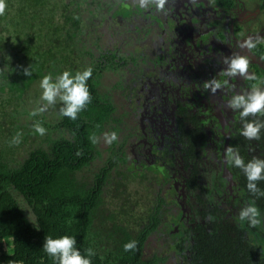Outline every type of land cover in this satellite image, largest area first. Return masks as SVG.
Wrapping results in <instances>:
<instances>
[{"label":"trees","instance_id":"1","mask_svg":"<svg viewBox=\"0 0 264 264\" xmlns=\"http://www.w3.org/2000/svg\"><path fill=\"white\" fill-rule=\"evenodd\" d=\"M124 1L6 0L0 16V77L5 80L0 105L9 106V116L17 110L32 119L21 127L40 123L47 131L19 163L0 147V264H56L43 249L45 238L65 235L76 239L82 255L94 250L92 264H168L160 249L147 253L151 240L172 250L178 264H264V196L249 192L240 168H230L237 200L234 195L228 200L238 208L220 207L216 188L226 191L220 185L189 183L185 210L179 203L183 193L169 174L160 177V161L150 165L134 158L131 148L140 129L132 92L141 78L139 54L129 50L124 31L120 46L113 47L107 32L109 14ZM255 52L264 66V51L257 46ZM29 66L30 77L23 74ZM88 67L92 99L76 120L60 115L59 100L30 115L28 96L39 100L32 111L45 103L38 98L45 75L55 80L64 71L74 75ZM255 78L264 86V67ZM251 121L264 122V115H250L244 123ZM105 132H116L117 141L106 144ZM93 135L99 138L96 144ZM242 139L238 153L245 164L264 160V128L258 140ZM257 187L264 191V180ZM253 201L262 221L255 228L238 215ZM141 203L133 224L128 217L133 220L131 210ZM133 240L136 250L124 251Z\"/></svg>","mask_w":264,"mask_h":264},{"label":"flooded vegetation","instance_id":"2","mask_svg":"<svg viewBox=\"0 0 264 264\" xmlns=\"http://www.w3.org/2000/svg\"><path fill=\"white\" fill-rule=\"evenodd\" d=\"M248 3L167 0L165 10L157 11L154 4L142 8L136 0H126L108 16L111 47L117 42L120 46L119 33L124 31L123 38L132 43L129 50L134 56L139 54L141 78L134 82L132 96L140 130L131 151L147 164L160 161V177L169 174L170 183L183 193L179 203L185 210L190 196L185 185L189 183L220 185L226 190L216 188L220 207L238 208L232 201L237 195L226 150L244 149V120L240 110L227 105L233 96L253 88L264 90V86L262 78L229 77L224 72L225 60L235 55L247 57L248 73L254 77L264 67L255 52L257 46L264 51L258 43L264 31L244 35V26L259 12H250ZM249 38L254 47H241ZM213 79L222 85L214 94L205 88ZM230 195L235 197L228 201Z\"/></svg>","mask_w":264,"mask_h":264},{"label":"clouds","instance_id":"3","mask_svg":"<svg viewBox=\"0 0 264 264\" xmlns=\"http://www.w3.org/2000/svg\"><path fill=\"white\" fill-rule=\"evenodd\" d=\"M142 8H147L154 4L157 11H164L167 0H136ZM7 8L6 0H0V16L5 14ZM241 47L252 48L254 44L251 38L240 45ZM227 68L225 75L232 77L239 75L245 79H254L253 75L248 73L249 61L247 57L235 55L225 60ZM92 68L88 67L83 71H77L74 75L70 71H64L57 76L55 80L51 74L45 75L40 81V88L42 89L41 100L45 103L34 109L30 115L36 116L47 111L51 106L56 105L57 100L62 102L63 106L60 108V115L68 117L71 120H76L80 112H82L89 103H91V93L89 91L87 81L92 76ZM24 75L31 76L32 72L29 68L24 69ZM222 87L221 83L215 79L207 82L205 88L210 89L214 94ZM230 109L240 110V117L245 120L248 116L264 115V90L253 88L246 94H237L233 96L227 105ZM34 131L43 136L46 134V129L40 124L33 125ZM264 128V122L251 121L243 125L241 135L248 140H258L260 138V131ZM21 133H17L13 137L11 143L18 145ZM104 142L111 145L117 141L118 135L116 132H105L103 134ZM93 144L99 142V138L95 135L90 137ZM226 158L229 163L235 167L240 168L247 179V189L253 196H264V191L257 187V182L264 180V160L253 159L245 164L243 158L238 152L231 147L226 150ZM29 213V212H28ZM240 221H246L248 225L255 228L261 225L260 210L255 206V201L246 205L239 211ZM29 217V216H28ZM76 239L70 236H63L58 239L46 237L43 245L44 251L52 258L56 264H92L90 257L95 255L93 249H86L87 255H82L76 248ZM137 242L130 241L124 244V251L136 250Z\"/></svg>","mask_w":264,"mask_h":264},{"label":"rangeland","instance_id":"4","mask_svg":"<svg viewBox=\"0 0 264 264\" xmlns=\"http://www.w3.org/2000/svg\"><path fill=\"white\" fill-rule=\"evenodd\" d=\"M248 1H249L248 3L249 11L256 12L259 9V12H257V15L251 22H248L244 26V35L247 32L253 34H257V33L262 34V32L264 31V0H248ZM260 7L263 8L261 9ZM258 43L262 44L264 48V36L261 39V41H259ZM4 81H5L4 78L0 77L1 85L4 84ZM38 98L40 99L41 95ZM38 101L39 100H37L34 96L31 95L30 98L28 96L26 99L25 107L32 112V108L34 104L38 103ZM8 110H9L8 105H0V147L2 150L6 151L9 158L19 163L23 160V157L27 155V153H29L30 151H32L34 148L37 147V144L42 138V136L36 133L34 131V128H32L31 126L21 127L25 125L28 121H32V119L27 120V118H25L26 116H22V111L17 112V110H15L9 116V113H7ZM5 114L8 120L6 119ZM42 122L46 123L45 119H43ZM17 133L22 134L20 137L21 142L18 145H13L11 141L13 137L17 135ZM143 208L144 205L143 203H141L138 206V208H136L135 210H131V212L134 213L132 218L133 220H131L130 217H128L129 221H132L134 224L135 221H137L136 217L138 213L142 211ZM261 243L264 246V243L263 242ZM157 249H160L162 258H167L166 263L168 262V264H178V260L176 259V256L172 254V250L164 249V247L161 248L158 242H155V240H151L147 253L150 255L152 253H155Z\"/></svg>","mask_w":264,"mask_h":264}]
</instances>
